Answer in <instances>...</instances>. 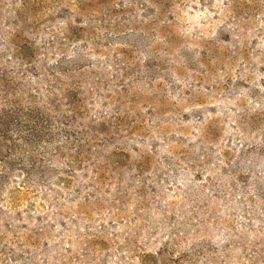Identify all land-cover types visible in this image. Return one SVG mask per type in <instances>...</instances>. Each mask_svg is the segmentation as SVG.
Segmentation results:
<instances>
[{
	"label": "rangeland",
	"instance_id": "1",
	"mask_svg": "<svg viewBox=\"0 0 264 264\" xmlns=\"http://www.w3.org/2000/svg\"><path fill=\"white\" fill-rule=\"evenodd\" d=\"M0 264H264V0H0Z\"/></svg>",
	"mask_w": 264,
	"mask_h": 264
}]
</instances>
